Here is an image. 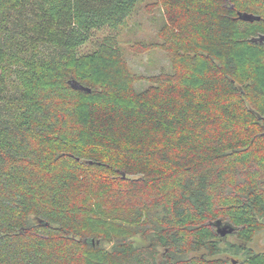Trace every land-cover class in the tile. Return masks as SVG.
Returning <instances> with one entry per match:
<instances>
[{"label": "trees", "instance_id": "16d2710c", "mask_svg": "<svg viewBox=\"0 0 264 264\" xmlns=\"http://www.w3.org/2000/svg\"><path fill=\"white\" fill-rule=\"evenodd\" d=\"M139 3L0 0V264H235L216 222L264 264V0H156L142 90L116 36L79 53Z\"/></svg>", "mask_w": 264, "mask_h": 264}, {"label": "rangeland", "instance_id": "374dc122", "mask_svg": "<svg viewBox=\"0 0 264 264\" xmlns=\"http://www.w3.org/2000/svg\"><path fill=\"white\" fill-rule=\"evenodd\" d=\"M155 3L156 0H140L136 10L123 28L117 32L109 30L95 32L90 42L82 47L79 53H90L103 41L104 37L111 34L116 36L131 73L138 79L135 84L136 89L146 88L149 84L147 78L161 72L171 71L165 53L159 48H152L160 43L158 31L164 22L163 12ZM142 48L144 50H139ZM215 229L217 228L215 227ZM233 233L222 238L219 245L223 252L217 257L227 263L242 264L245 261V254L235 253L230 248L231 245L239 246L242 244ZM136 242L138 245H147L139 239ZM104 247L109 249L110 245ZM246 247L256 254L264 253V230L257 233Z\"/></svg>", "mask_w": 264, "mask_h": 264}, {"label": "water", "instance_id": "95a60500", "mask_svg": "<svg viewBox=\"0 0 264 264\" xmlns=\"http://www.w3.org/2000/svg\"><path fill=\"white\" fill-rule=\"evenodd\" d=\"M237 17H238V19L243 20V21H247V22H253V21H259L260 20V17L254 16L251 14H246V13H238ZM257 41H259V42L264 41V35L257 38ZM71 85L76 89H80V90H84V91L89 92V89L84 88L83 86H80L76 83H71ZM215 226L217 228L216 229L217 234L222 238L226 237L227 235H229L235 231L234 227H232L229 224H222L221 222H216Z\"/></svg>", "mask_w": 264, "mask_h": 264}]
</instances>
